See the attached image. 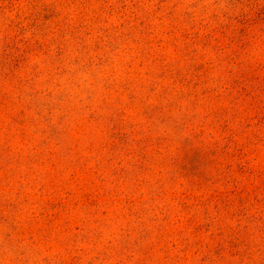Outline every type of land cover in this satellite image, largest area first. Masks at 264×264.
<instances>
[{"label": "rangeland", "instance_id": "rangeland-1", "mask_svg": "<svg viewBox=\"0 0 264 264\" xmlns=\"http://www.w3.org/2000/svg\"><path fill=\"white\" fill-rule=\"evenodd\" d=\"M0 264H264V0H0Z\"/></svg>", "mask_w": 264, "mask_h": 264}]
</instances>
